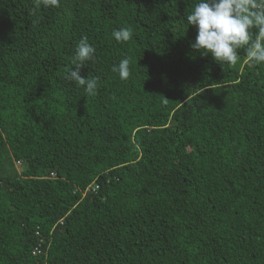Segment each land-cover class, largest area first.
I'll list each match as a JSON object with an SVG mask.
<instances>
[{
  "label": "trees",
  "instance_id": "trees-1",
  "mask_svg": "<svg viewBox=\"0 0 264 264\" xmlns=\"http://www.w3.org/2000/svg\"><path fill=\"white\" fill-rule=\"evenodd\" d=\"M58 2L0 0V264H264V62L193 50L199 0Z\"/></svg>",
  "mask_w": 264,
  "mask_h": 264
},
{
  "label": "clouds",
  "instance_id": "clouds-1",
  "mask_svg": "<svg viewBox=\"0 0 264 264\" xmlns=\"http://www.w3.org/2000/svg\"><path fill=\"white\" fill-rule=\"evenodd\" d=\"M35 7H59L58 0H34ZM182 21V20H181ZM187 24L197 29L195 43L191 48L202 55L211 54L214 61L221 66L237 64V50L246 46L245 51L250 64L264 62V2L257 0H199L191 12H187ZM258 28L254 38L250 37V29ZM133 34L132 28L121 27L113 30L112 36L117 42H127ZM95 48L81 37L71 58L74 67L66 70L65 79L74 81L84 87L87 96L97 92L98 78H85L80 70L86 61L92 60ZM130 60L121 59L118 66L111 71L118 72L121 80L130 77ZM167 99V98H166Z\"/></svg>",
  "mask_w": 264,
  "mask_h": 264
}]
</instances>
